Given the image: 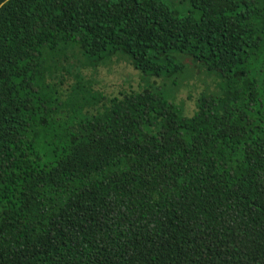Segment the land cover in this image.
I'll return each instance as SVG.
<instances>
[{
    "label": "trees",
    "instance_id": "16d2710c",
    "mask_svg": "<svg viewBox=\"0 0 264 264\" xmlns=\"http://www.w3.org/2000/svg\"><path fill=\"white\" fill-rule=\"evenodd\" d=\"M187 3L0 0V264H264V0ZM69 48L214 89L64 91Z\"/></svg>",
    "mask_w": 264,
    "mask_h": 264
},
{
    "label": "rangeland",
    "instance_id": "374dc122",
    "mask_svg": "<svg viewBox=\"0 0 264 264\" xmlns=\"http://www.w3.org/2000/svg\"><path fill=\"white\" fill-rule=\"evenodd\" d=\"M163 1L181 15L192 12L187 0ZM73 50L69 48L65 52L69 53L67 55L68 59L63 65L69 71V74L64 73L65 84L62 87L64 91H67L69 85L75 82L74 77L76 74H81V76L90 80L95 90L97 89L107 96H117L119 92L129 90L130 86L136 89L143 82L146 87H151L160 93L166 101L173 103L177 108L181 109L185 116L190 117L191 115L189 114L195 108V100L201 94L210 93L214 89L213 76L206 71V68L184 57L180 59L184 64V72L182 74L173 76L161 75L156 78L145 76L133 70L129 60L122 56L113 58L110 63L97 70L83 67L82 58L78 54H74Z\"/></svg>",
    "mask_w": 264,
    "mask_h": 264
}]
</instances>
